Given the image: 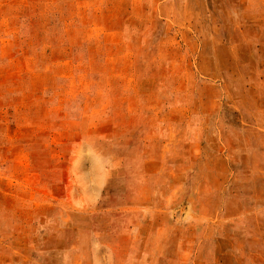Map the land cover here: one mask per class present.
Segmentation results:
<instances>
[{"label": "rangeland", "instance_id": "rangeland-1", "mask_svg": "<svg viewBox=\"0 0 264 264\" xmlns=\"http://www.w3.org/2000/svg\"><path fill=\"white\" fill-rule=\"evenodd\" d=\"M0 264H264V0H0Z\"/></svg>", "mask_w": 264, "mask_h": 264}]
</instances>
